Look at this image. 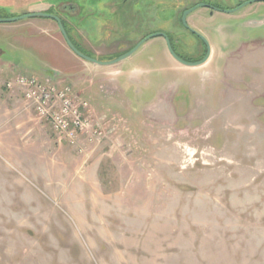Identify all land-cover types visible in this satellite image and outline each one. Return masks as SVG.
<instances>
[{
  "label": "rangeland",
  "instance_id": "rangeland-1",
  "mask_svg": "<svg viewBox=\"0 0 264 264\" xmlns=\"http://www.w3.org/2000/svg\"><path fill=\"white\" fill-rule=\"evenodd\" d=\"M123 1L0 0V19L50 11L99 59L168 32L195 62L182 11L244 0ZM186 23L202 66L157 37L96 67L51 19L0 23V264H264V2ZM18 75L69 85L117 128L79 152L7 88Z\"/></svg>",
  "mask_w": 264,
  "mask_h": 264
},
{
  "label": "built area",
  "instance_id": "built-area-1",
  "mask_svg": "<svg viewBox=\"0 0 264 264\" xmlns=\"http://www.w3.org/2000/svg\"><path fill=\"white\" fill-rule=\"evenodd\" d=\"M7 88L18 89L36 117L45 122L59 140L78 147L79 152L83 151L81 143L101 141L102 125L109 123L111 133L117 128L104 117L93 120L89 102L74 97L69 85L57 87L49 77L18 75L7 83Z\"/></svg>",
  "mask_w": 264,
  "mask_h": 264
},
{
  "label": "water",
  "instance_id": "water-1",
  "mask_svg": "<svg viewBox=\"0 0 264 264\" xmlns=\"http://www.w3.org/2000/svg\"><path fill=\"white\" fill-rule=\"evenodd\" d=\"M261 0H251L248 2H244L242 5L238 6L235 9H229V10H223L224 13L226 14H232L235 13L237 11H239L240 9L246 7L247 5H250L252 3L258 2ZM264 1V0H262ZM204 7H209L211 8L209 5L206 4H199L196 5L194 7H192L189 10H186L181 18V23L183 25V27L185 29H187L188 31H190L192 34L196 35L205 45L206 47V55L204 56V58L201 61L198 62H187L182 60L179 56L176 55V53L173 51L171 43L169 41V38L166 36V34L164 33H153L150 34L146 37H144L141 41H139L134 48L130 49L129 51L113 58L110 60H100L98 58H92L89 56H86L85 54H83L82 52H80L75 46L74 44L71 42L70 38L68 37L64 26L62 24V21L59 17L53 15V14H48V13H29V14H25V15H21L20 17H14V18H6V19H0V23H14L17 21H21V20H25V19H32V18H47V19H51L52 21H54L57 26H58V30L59 33L61 34L67 48L79 59L83 60L84 62L94 65V66H99V67H110V66H114L117 64L122 63L123 61L131 58L138 50L139 48L144 45L145 43H147L148 41H150L153 38H163L165 40L166 43V49L169 53V55L179 64L186 66V67H199L202 66L204 64H206L208 62V60L210 59L211 56V48L210 45L208 44L207 40L200 35L199 33H197L196 31L192 30L191 28L188 27L187 23H186V18L188 17V15H190L193 11H195L196 9L199 8H204Z\"/></svg>",
  "mask_w": 264,
  "mask_h": 264
},
{
  "label": "flooded vegetation",
  "instance_id": "flooded-vegetation-1",
  "mask_svg": "<svg viewBox=\"0 0 264 264\" xmlns=\"http://www.w3.org/2000/svg\"><path fill=\"white\" fill-rule=\"evenodd\" d=\"M248 1H251V0H244V1H242V2H239L234 8H231V9H235V8H237L238 6H240V5H242L244 2H248ZM258 2H264V1H258ZM199 4H201V3H197L196 5H199ZM196 5H193L192 7H194V6H196ZM207 5V4H206ZM211 8H209V7H204L207 11H209V13L210 14H213V12H216V11H220V12H223V10H229V9H225V8H221L220 6H213V5H209ZM191 7V8H192ZM191 8H189V9H191ZM189 9H186V10H189ZM230 9V10H231ZM186 10H184L183 12H182V14H181V17H180V20H181V18H182V15H183V13L186 11ZM224 13V12H223ZM182 24V23H181ZM183 26V25H182ZM155 33H163V32H155ZM153 34V33H152ZM165 34V33H164ZM150 35V34H149ZM194 35V34H193ZM148 36V35H147ZM167 36V35H166ZM196 36V35H195ZM197 37V36H196ZM198 38V37H197ZM163 39V38H162ZM199 39V38H198ZM142 40V39H141ZM140 40V41H141ZM200 40V39H199ZM165 41V40H164ZM170 41V40H169ZM200 44H202V46H203V57L199 60V61H201L203 58H204V56L206 55V47H205V45H204V43L200 40ZM135 47V46H134ZM134 47H132V48H134ZM165 47H166V43H165ZM131 48V49H132ZM173 49V48H172ZM174 51V50H173ZM168 52V51H167ZM175 52V51H174ZM177 55V54H176ZM178 56V55H177ZM181 56V55H180ZM183 57V56H182ZM181 58V57H180ZM184 58V57H183ZM173 59V58H172ZM182 59V58H181ZM174 60V59H173ZM182 60H184V59H182ZM184 61H186V60H184ZM187 62H193L192 60H190V61H187ZM195 62H198V61H195Z\"/></svg>",
  "mask_w": 264,
  "mask_h": 264
},
{
  "label": "trees",
  "instance_id": "trees-1",
  "mask_svg": "<svg viewBox=\"0 0 264 264\" xmlns=\"http://www.w3.org/2000/svg\"><path fill=\"white\" fill-rule=\"evenodd\" d=\"M131 2V1H130ZM127 4V3H129V0H124L121 4ZM132 3V2H131ZM138 3L139 2H137V1H135L134 2V6H137L138 5ZM133 5V4H132ZM183 12V11H182ZM45 13H50V11H46ZM182 14V13H181ZM181 17V16H180ZM62 21V20H61ZM179 23L181 24V20H180V18H179ZM62 24H63V21H62ZM63 26H64V24H63ZM181 26H182V24H181ZM183 27V26H182ZM64 29H65V31H66V33H67V35H68V37L70 38V40H71V42L74 44V46L81 52V50H80V48L78 47V45L75 43V41L72 39V37H71V34H70V32H68L67 31V29L65 28V26H64ZM155 33V32H154ZM163 33H165L166 35H167V37L169 38V40H170V43H171V46H172V48H173V50L175 51V49H174V39H173V36L170 34V33H168V32H163ZM151 34V33H150ZM134 47V46H133ZM131 49V48H130ZM130 49H128V50H126L125 52H127V51H129ZM125 52H123V53H125ZM123 53H121V54H123ZM176 53V52H175ZM121 54H118V55H116V56H113V57H108V58H103V59H100V60H110V59H113V58H115V57H117V56H119V55H121ZM177 54V53H176ZM179 57H181L182 59H184V60H186V61H190V60H188V59H186V58H183L182 56H180L179 54H177ZM99 59V58H98Z\"/></svg>",
  "mask_w": 264,
  "mask_h": 264
},
{
  "label": "crops",
  "instance_id": "crops-1",
  "mask_svg": "<svg viewBox=\"0 0 264 264\" xmlns=\"http://www.w3.org/2000/svg\"><path fill=\"white\" fill-rule=\"evenodd\" d=\"M84 62V61H83ZM123 63V62H122ZM92 66H94V65H92ZM96 67H98V66H96ZM43 77H49V76H43ZM42 76H41V78H43ZM54 77V76H53ZM50 78V77H49ZM54 78H56V79H58L59 78V80L61 81V83H68L70 80H72V76L70 75V76H68L67 78H65V77H54ZM128 94H130L129 92H128Z\"/></svg>",
  "mask_w": 264,
  "mask_h": 264
}]
</instances>
